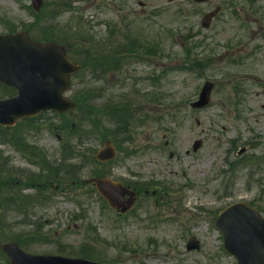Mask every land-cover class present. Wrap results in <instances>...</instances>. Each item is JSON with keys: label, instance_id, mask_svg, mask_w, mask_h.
<instances>
[{"label": "rangeland", "instance_id": "374dc122", "mask_svg": "<svg viewBox=\"0 0 264 264\" xmlns=\"http://www.w3.org/2000/svg\"><path fill=\"white\" fill-rule=\"evenodd\" d=\"M65 1L69 5L57 18L61 33L72 34L70 27L83 28L85 34L98 41L106 39L108 24L116 23L131 36L136 33L143 43L156 46L154 56L144 61L131 60L105 79L81 74L74 79L73 87L105 88L106 99L125 96L140 104L139 114L134 110L133 122L137 126L130 134L121 131L116 135L121 151L110 165V175L127 181L152 178L162 185L156 186V197L142 196L132 213L117 220L98 196L86 191L83 196L75 193L66 200L58 196L20 219L17 214L0 212L4 229L0 240L19 239L33 253L71 256L78 253L76 247H86L88 236H94L97 242L89 253L103 264H235L222 248L213 222L216 213L232 201L245 200L264 209V0H208L198 4L192 0ZM29 3L30 0H0V17L20 30L23 23L33 21L26 8ZM217 5L221 7L218 18L209 29H202V13ZM242 20H247L253 29V38L243 36L239 26ZM236 36L242 42L233 49L234 53L220 55L222 45ZM254 45L259 47L239 65L229 61L233 54L240 57ZM216 54L219 58L210 61L204 70L191 63ZM153 62L163 66V77L152 67ZM239 70L259 74L251 78L239 76ZM152 75H158L157 84L150 81ZM206 79L213 82L209 103L201 109H191L188 103L196 99ZM152 93L159 99L151 101ZM98 101L96 95L83 99L86 115L96 123L98 115L92 118L91 113ZM174 103L179 104L177 109L171 108ZM104 119L100 124L111 126L108 120L102 122ZM162 134H166L164 139ZM197 138L203 139L202 145L192 151ZM91 139L92 147L97 148L99 136ZM29 140L55 159L60 157L59 142L49 130L32 132ZM3 147L0 143V151L11 154L9 165L36 172V167L22 155ZM242 147L245 151L238 155ZM169 151H173L171 157ZM58 164L61 163L51 162L53 166ZM79 165L85 173L81 178L89 176L87 163ZM43 220H48L41 229L43 235H32ZM91 226L93 229H88ZM191 234L200 239L199 250L185 249ZM41 236L56 241H40Z\"/></svg>", "mask_w": 264, "mask_h": 264}, {"label": "water", "instance_id": "95a60500", "mask_svg": "<svg viewBox=\"0 0 264 264\" xmlns=\"http://www.w3.org/2000/svg\"><path fill=\"white\" fill-rule=\"evenodd\" d=\"M76 68L55 45L35 44L25 35L0 36V78L15 83L20 89V97L0 101V122L26 110L65 104L62 91L67 85L66 76ZM108 152L109 149L100 151L98 156L106 158ZM97 185L102 192L110 187L121 190L107 179L98 180ZM218 220L225 230L228 248L237 255L242 254L243 264H264V220L254 208L236 203L224 210ZM2 248L11 257L12 264H89L82 260L28 258L14 244H3ZM249 253L255 261L250 262Z\"/></svg>", "mask_w": 264, "mask_h": 264}]
</instances>
